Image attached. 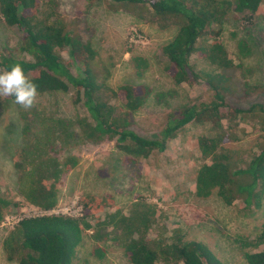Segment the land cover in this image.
<instances>
[{
  "label": "trees",
  "instance_id": "obj_1",
  "mask_svg": "<svg viewBox=\"0 0 264 264\" xmlns=\"http://www.w3.org/2000/svg\"><path fill=\"white\" fill-rule=\"evenodd\" d=\"M96 1L87 0V7ZM113 2H127L131 8L151 13L161 29L178 28L162 48L167 59L163 69L178 86L194 87L203 80L211 87L212 98L168 115L159 139L141 136L133 130V117L148 101L152 93L149 86H109L110 72L101 78L96 68L98 51L78 28L73 24L70 27L58 0H0L5 25L21 33L12 51L0 52V72L20 64L38 91L34 105L20 112L21 122L32 127L26 130L27 142L17 146L12 159L20 196L41 210H54L60 202L63 180L79 165L73 155L61 158V151L76 144L114 142L124 155L125 171L131 174L142 161L165 153L167 145L185 130L196 128L201 132L195 145L203 161L196 172V197L216 195L230 207L240 202L244 212L264 211V105L255 102L244 107L228 100L234 89L227 72L241 68V60L251 56L252 49L248 42L239 41L241 64L236 65L221 40L223 23L232 13L237 19L246 15L253 19L264 0ZM133 62L139 73L148 67L145 58L134 57ZM76 66L84 70V76L73 73ZM258 88L247 86L246 94ZM71 90L87 116L75 122L47 115L43 106L47 97ZM8 100L0 95V109ZM242 124L258 135L259 152L248 159L232 148L249 136L246 129H241ZM80 204L82 217L48 215L21 220L4 240L7 260L18 264H74L78 250L85 248L89 238L93 243L90 255L100 262L106 260L111 242L130 264H225L204 243L185 240L180 222L171 231L163 227L161 233H155L158 217L163 215L139 196L128 214L117 209L105 219L101 214L115 209L111 195L82 196ZM12 206L18 205L0 196V227ZM246 241L241 249L247 264H264V223L255 238Z\"/></svg>",
  "mask_w": 264,
  "mask_h": 264
},
{
  "label": "rangeland",
  "instance_id": "obj_2",
  "mask_svg": "<svg viewBox=\"0 0 264 264\" xmlns=\"http://www.w3.org/2000/svg\"><path fill=\"white\" fill-rule=\"evenodd\" d=\"M58 1L70 27L73 24L75 29L78 28L83 38L91 41L98 51L96 68L101 72V78L110 72L111 77L107 79L109 86L147 85L152 90L148 101L133 117L136 133L151 140L159 139L168 115L212 98V89L203 80L194 87L178 86L163 69L167 59L162 48L174 38L178 28L161 29L151 13L131 8L127 2L117 4L113 0H98L88 8L87 0ZM245 17L237 19L232 13L223 23L221 40L235 64L242 63L241 68L227 72L234 89L228 100L248 107L255 102L264 105V44L261 43L264 2L257 16L253 19ZM136 31L144 37V44L136 43ZM20 39V31L8 28L0 14V52L12 51ZM241 40L248 42L252 55L240 63L237 43ZM63 56L68 60L67 52ZM134 57L145 58L147 69L139 73ZM73 73L84 76V70L78 66L73 68ZM247 86L259 88L247 95ZM1 96L5 101L10 99L9 96ZM43 106L47 115L75 122L87 116L84 106L76 101L74 90L69 94L48 96ZM23 109L14 100H8L0 109V196L19 206L9 209L7 219L0 227V264H18L7 260L4 240L21 219L35 215L36 207L26 203L19 194L12 162L17 146L27 142L26 130L32 128L20 120ZM223 111L226 112V109ZM240 127L246 129L249 136L232 148L248 159L259 152L258 135L250 132V127L245 124ZM200 132L196 128H188L167 145L165 153L142 161L131 174L125 171L124 155L114 142L76 144L62 150L61 158L73 155L78 158L79 165L63 180L57 210L67 211L77 203L71 215L78 218L82 208L80 197L111 195L115 209H106L101 214V219H105L107 214L117 209L128 214L139 196L146 203L156 206L159 215L166 216L158 217L155 233H161L163 227L171 231L180 222L185 240L204 243L225 264H247L241 244L247 242L246 239L253 240L259 233L264 223V211L244 212L240 209V202L230 207L216 195L208 199L196 197V172L203 163L195 145ZM92 245L91 239L87 238L85 248L78 250L74 264H130L114 243H108L106 260L101 262L90 255Z\"/></svg>",
  "mask_w": 264,
  "mask_h": 264
},
{
  "label": "clouds",
  "instance_id": "obj_3",
  "mask_svg": "<svg viewBox=\"0 0 264 264\" xmlns=\"http://www.w3.org/2000/svg\"><path fill=\"white\" fill-rule=\"evenodd\" d=\"M0 95L14 96V103L29 109L38 96L37 86L26 76L20 64L0 72ZM67 217V216H66Z\"/></svg>",
  "mask_w": 264,
  "mask_h": 264
},
{
  "label": "built area",
  "instance_id": "obj_4",
  "mask_svg": "<svg viewBox=\"0 0 264 264\" xmlns=\"http://www.w3.org/2000/svg\"><path fill=\"white\" fill-rule=\"evenodd\" d=\"M134 39H136V43H143L144 44V42H145L144 37L142 35H140L139 33H137V31H136V33L134 35ZM76 204L77 203H74L72 208H74L76 206ZM72 208L68 209L67 211H60V210H57L58 207H56L54 210L45 211V210H41V209H39V208L36 207L35 208V215H33V217H27V218H23V219L37 218V217H43V216H48V215L69 216V217H72L73 216V215H71ZM79 214H80L79 215L80 217L83 216L82 208H80V213ZM6 219H7V217H6ZM23 219H21V220H23Z\"/></svg>",
  "mask_w": 264,
  "mask_h": 264
}]
</instances>
